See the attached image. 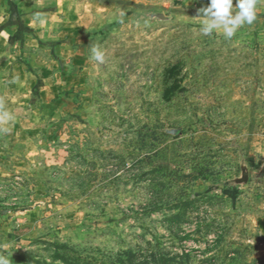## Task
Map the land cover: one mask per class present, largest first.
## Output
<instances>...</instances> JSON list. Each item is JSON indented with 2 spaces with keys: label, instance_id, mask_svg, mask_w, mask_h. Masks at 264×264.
I'll list each match as a JSON object with an SVG mask.
<instances>
[{
  "label": "rangeland",
  "instance_id": "rangeland-1",
  "mask_svg": "<svg viewBox=\"0 0 264 264\" xmlns=\"http://www.w3.org/2000/svg\"><path fill=\"white\" fill-rule=\"evenodd\" d=\"M208 3L0 0V257L264 264V0Z\"/></svg>",
  "mask_w": 264,
  "mask_h": 264
},
{
  "label": "clouds",
  "instance_id": "clouds-1",
  "mask_svg": "<svg viewBox=\"0 0 264 264\" xmlns=\"http://www.w3.org/2000/svg\"><path fill=\"white\" fill-rule=\"evenodd\" d=\"M233 0H209L207 7L200 11L204 17L201 20V31L206 36L213 32H222L226 38H232L236 31L245 23L252 24L256 19V0H237L233 15ZM93 58L103 62L104 56L98 49L93 48ZM0 264H9L8 260L0 257Z\"/></svg>",
  "mask_w": 264,
  "mask_h": 264
}]
</instances>
